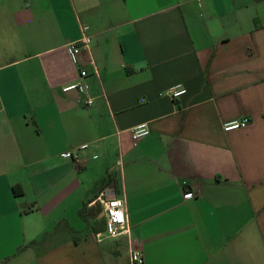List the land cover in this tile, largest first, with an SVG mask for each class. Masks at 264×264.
Returning <instances> with one entry per match:
<instances>
[{
	"label": "crops",
	"instance_id": "crops-1",
	"mask_svg": "<svg viewBox=\"0 0 264 264\" xmlns=\"http://www.w3.org/2000/svg\"><path fill=\"white\" fill-rule=\"evenodd\" d=\"M83 27L81 80L68 45ZM75 82L94 106L63 91ZM113 197L130 235L108 239ZM133 250L264 264V0H0V264H133Z\"/></svg>",
	"mask_w": 264,
	"mask_h": 264
},
{
	"label": "built area",
	"instance_id": "built-area-1",
	"mask_svg": "<svg viewBox=\"0 0 264 264\" xmlns=\"http://www.w3.org/2000/svg\"><path fill=\"white\" fill-rule=\"evenodd\" d=\"M88 28H82V37L74 42L69 43L68 48L71 53L73 62L78 66L79 77L84 80L88 77L89 72L80 66V57L83 52L90 53L91 37L86 34ZM95 74L98 75V71L94 66L92 60L90 61ZM64 92L77 91L82 97L84 107H92L95 105V98L89 92V88L83 82H75L63 88ZM187 94V90L180 84L175 85L169 90V96L173 99H180ZM249 124V119L243 118L240 120L231 121L225 123L223 129L225 132L234 130H240L246 128ZM150 130L146 124L139 125L132 130V137L135 141L148 136ZM82 148H85L83 146ZM194 194L190 191L185 192L184 198H193ZM100 199V198H99ZM105 209V223L106 231L105 235L108 239H117L123 235H130V228L127 222L126 207L123 199L118 197L108 198L103 200ZM101 239V238H99ZM131 260L133 264H144V253L141 250L131 251Z\"/></svg>",
	"mask_w": 264,
	"mask_h": 264
},
{
	"label": "trees",
	"instance_id": "trees-1",
	"mask_svg": "<svg viewBox=\"0 0 264 264\" xmlns=\"http://www.w3.org/2000/svg\"><path fill=\"white\" fill-rule=\"evenodd\" d=\"M13 192L18 197H20V196H22L24 194V191H23L22 187H20V186H14L13 187Z\"/></svg>",
	"mask_w": 264,
	"mask_h": 264
}]
</instances>
